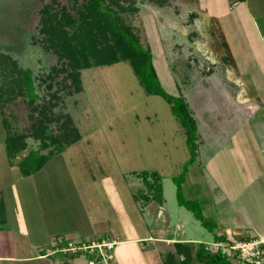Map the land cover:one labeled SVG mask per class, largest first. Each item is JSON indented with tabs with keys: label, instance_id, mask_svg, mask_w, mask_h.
<instances>
[{
	"label": "rangeland",
	"instance_id": "obj_1",
	"mask_svg": "<svg viewBox=\"0 0 264 264\" xmlns=\"http://www.w3.org/2000/svg\"><path fill=\"white\" fill-rule=\"evenodd\" d=\"M51 1L42 0L24 17L35 0H0V89L6 84L3 70L17 64L32 71L39 97L33 106L28 98L0 103V256L24 259L0 264H96L86 256H52L51 249L58 240H70L72 247L99 243L105 234L111 241L144 239L145 250L153 241L150 248L165 259L176 241L213 244L210 229L216 232L218 211L229 212L217 201L226 193L214 185L221 183L228 198L241 194V200L264 192V0H117L125 9L115 6L124 24L151 50L162 88L184 99L192 113L198 150L193 155L171 105L147 94L132 66L121 62L84 70L80 94L60 91L57 106L46 111L60 122L45 124L61 134L60 124L69 116L82 138L25 177L8 162L3 121L32 134L44 119L41 107L59 89L50 91L45 82L58 59L38 42L39 11ZM26 143L24 156L54 149L40 150L41 141L31 137ZM180 184L184 200L206 215L208 228L179 205ZM9 234L11 241L16 237L14 249L8 247ZM96 250L102 264H111L102 245L89 252ZM111 251L118 264L116 246ZM45 252L40 260L28 259ZM221 252L242 263L232 250Z\"/></svg>",
	"mask_w": 264,
	"mask_h": 264
},
{
	"label": "trees",
	"instance_id": "obj_2",
	"mask_svg": "<svg viewBox=\"0 0 264 264\" xmlns=\"http://www.w3.org/2000/svg\"><path fill=\"white\" fill-rule=\"evenodd\" d=\"M63 5L58 0H52L49 4H44L39 11L40 14V39L46 50L58 59L57 66L53 67L48 76L47 89L53 91L55 85L58 90L50 94L49 102L40 109V115L44 119L40 120V125L34 128L32 134L20 133L12 130V125L5 119L3 126L6 131L5 149L8 162L11 167H17L25 177H30L42 170V168L55 156L62 154L68 147L81 140V135L73 120L67 116L66 120L60 124L61 134H52L48 125L52 120L60 122V118H49L46 111H52L61 100L60 91H64L69 96L83 92L82 72L94 68L113 66L121 62L129 63L140 85L149 95H157L164 98L172 107L174 115L179 119L185 129L187 144L192 148L193 155L198 150L197 144V124L193 119L184 99L169 95L161 86L153 62V55L150 49L145 48L134 28L125 25L121 14L115 8L125 9L116 0L108 3V0H66ZM111 1V0H110ZM245 2L246 0H238ZM42 0H35L31 3L29 11L24 17L39 6ZM224 47L231 57L229 47L225 42ZM226 51V52H227ZM231 60V59H229ZM4 71L6 84L0 89V103L8 105L15 104L19 98H28V104L34 105L38 100L35 89V82L31 70L18 69L17 64H13ZM59 79V80H58ZM25 101V100H24ZM33 109V108H32ZM36 110V109H33ZM34 138L41 141L40 150H46L50 146L54 149L47 154L41 151H29L25 156L28 145L26 140ZM196 157V156H195ZM148 173L144 172L143 177ZM178 202L181 207H185L193 212L196 219L201 221L202 226L208 228L210 224L205 222L202 212H198L196 207L184 200L181 184L177 190ZM158 203L163 206L162 191L159 192ZM199 210V209H198ZM1 230V229H0ZM210 231H213L210 229ZM99 243H81L76 245L80 249L76 252L70 250L72 241H61L56 243L51 250L55 254L67 260H76L86 256L96 264H102L103 258L96 250L97 254H90L93 245H101L105 239L102 237ZM225 236H215L213 243L227 242ZM110 240V239H107ZM242 241V240H241ZM212 243H208L211 245ZM207 243L195 245L193 243L176 242L175 253L169 252L167 259L162 257L164 264H235L225 254L220 251H210ZM194 246L195 250H192ZM86 248V249H85ZM97 248V247H95ZM109 254L107 247L103 248ZM46 252L41 256H46ZM234 258L238 254H234ZM98 256V257H97ZM233 258V257H231ZM239 258V257H238ZM239 261V260H238ZM113 264L112 260H109ZM65 264H68L66 261Z\"/></svg>",
	"mask_w": 264,
	"mask_h": 264
},
{
	"label": "crops",
	"instance_id": "obj_3",
	"mask_svg": "<svg viewBox=\"0 0 264 264\" xmlns=\"http://www.w3.org/2000/svg\"><path fill=\"white\" fill-rule=\"evenodd\" d=\"M250 180L258 181L256 177H253V178L251 177ZM222 188L223 186L221 183H217L216 185H214L215 191L217 190L219 193L223 191L224 193H226V195L220 194L221 196L219 200L217 201H219L220 203H224L223 204L224 209L228 208L229 212L222 215V213L218 211V214H219L218 222L219 223H218V226H216L215 228L216 232L214 233L213 231H210V233L214 235L212 238L213 241H215V236H226L229 240L228 236L230 234L236 240H252V239H259V238L263 239L264 238V192L260 190L257 196L251 195V198L244 197L241 200L239 198L241 194L238 196H231V198H228L230 194H227V192H225V190H223ZM260 188L264 190L263 185ZM251 212L255 213L253 218L251 217V214H250ZM205 217L206 215H204V218ZM238 219H240V221ZM226 220L229 221L228 224ZM15 229L17 230L18 228H15ZM2 230L3 229H1L0 231ZM11 236H12L11 234L7 235L6 241L8 243V247L10 249H14V246L12 243L16 241V237L13 238L14 241L13 240L11 241ZM104 236L107 238L106 234ZM104 236L102 235L101 237H104ZM167 238L170 240H173V238L171 237H167ZM167 238H163L164 239L163 241H167L166 244H169ZM21 242H24V241H21ZM111 242L116 243V257L118 258V264H164L162 257L159 255L158 252H156L157 250L150 248V247H153L151 244L155 245V243H152L153 241H150L149 243L150 247L148 248V250H145L144 247L141 246L142 243L144 245H147V242L144 241V239L143 240L141 239L116 240L115 239V241L113 240ZM184 242L186 243V241ZM206 243L208 244L209 242H206ZM16 248H18V246ZM173 249L174 251H172V253H175V246H173ZM44 257L45 256H37V257H31L28 259L35 261V260H40V258H44ZM2 259H6L10 262L16 261V260L24 261V259L16 258V255L14 254L7 255V256L2 255L0 256V260ZM239 263L240 262L238 261L235 264H239Z\"/></svg>",
	"mask_w": 264,
	"mask_h": 264
},
{
	"label": "built area",
	"instance_id": "obj_4",
	"mask_svg": "<svg viewBox=\"0 0 264 264\" xmlns=\"http://www.w3.org/2000/svg\"><path fill=\"white\" fill-rule=\"evenodd\" d=\"M232 245L230 247L226 246V243L219 242V243H213L211 245H208L207 249L210 251H222L224 249H230L232 250L233 255L238 254V257L241 259L242 263H250V264H264V239H252V240H229ZM102 247H107L110 252L112 253V248L116 246V243L112 242H106L104 241L102 244ZM101 245H94L91 248H95ZM79 247H72L70 246V250L73 252H76L79 250ZM86 249V248H85ZM106 258L108 260H113L112 254H106Z\"/></svg>",
	"mask_w": 264,
	"mask_h": 264
}]
</instances>
